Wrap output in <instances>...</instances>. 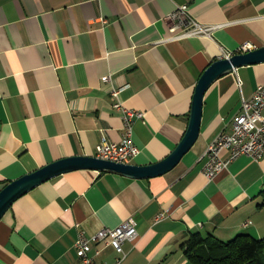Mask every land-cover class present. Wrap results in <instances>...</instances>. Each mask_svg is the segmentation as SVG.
<instances>
[{
	"label": "crops",
	"instance_id": "0c3cea01",
	"mask_svg": "<svg viewBox=\"0 0 264 264\" xmlns=\"http://www.w3.org/2000/svg\"><path fill=\"white\" fill-rule=\"evenodd\" d=\"M184 6L221 28L212 38L164 42L163 18ZM245 45L264 48V0H0V192L57 161L96 157L102 136L122 142L111 91L124 85L125 106L145 113L134 124L141 152L131 164L163 161L186 135L203 73ZM261 85L264 63L218 79L196 144L163 176L80 170L25 194L0 222V264H81L80 232L92 237L130 217L139 237L124 244L123 264H189L183 246L193 233L264 238V158L242 156L213 181L203 174L208 147L232 133L243 99ZM92 255L99 264L120 257L107 244Z\"/></svg>",
	"mask_w": 264,
	"mask_h": 264
},
{
	"label": "built area",
	"instance_id": "2783aa9c",
	"mask_svg": "<svg viewBox=\"0 0 264 264\" xmlns=\"http://www.w3.org/2000/svg\"><path fill=\"white\" fill-rule=\"evenodd\" d=\"M169 31V37L164 42H179L185 39L199 37L212 38L219 25H203L192 17L188 7H180L175 12L163 18ZM252 50V46L245 45L242 52ZM227 55L226 58H231ZM103 83H109L111 76L103 77ZM128 85L115 88L111 91L113 108L120 113L124 123V140L120 143L111 142L102 136L97 147L96 158L115 163L131 164L140 154L139 147L134 143V124L138 120H145V113L128 109L123 100L122 93ZM228 152L229 159L223 154ZM242 156L250 157L255 162L264 158V85L258 87L251 99H243L239 114L233 119L231 134L221 133L208 147L205 157L207 163L203 174L206 179L213 181L229 167V165ZM166 218L164 213L159 214L156 220ZM139 237L138 224L134 217L123 221L116 228H104L96 235L90 237L84 231L79 233L75 244L77 255L81 264H99L92 255L94 245L107 244L112 246L120 255L115 264H123L126 258L124 244L133 242ZM99 254V251L96 252Z\"/></svg>",
	"mask_w": 264,
	"mask_h": 264
},
{
	"label": "water",
	"instance_id": "95a60500",
	"mask_svg": "<svg viewBox=\"0 0 264 264\" xmlns=\"http://www.w3.org/2000/svg\"><path fill=\"white\" fill-rule=\"evenodd\" d=\"M264 63V48L251 50L231 58L218 60L203 73L193 101L191 120L186 135L175 151L163 161L149 166L115 163L96 157H74L50 164L43 169L11 182L0 192V222L12 206L25 194L57 176L80 170L100 173L111 172L130 179H151L163 176L175 169L184 156L196 144L202 124L204 97L212 85L222 76L245 67Z\"/></svg>",
	"mask_w": 264,
	"mask_h": 264
},
{
	"label": "trees",
	"instance_id": "16d2710c",
	"mask_svg": "<svg viewBox=\"0 0 264 264\" xmlns=\"http://www.w3.org/2000/svg\"><path fill=\"white\" fill-rule=\"evenodd\" d=\"M260 196L264 206V191ZM183 248L189 264H264V238L250 235L224 242L213 235L193 233Z\"/></svg>",
	"mask_w": 264,
	"mask_h": 264
}]
</instances>
